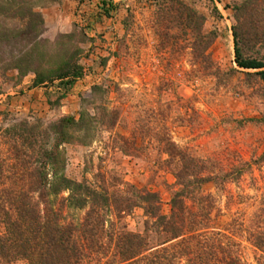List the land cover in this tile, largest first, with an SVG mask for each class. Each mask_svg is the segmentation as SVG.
<instances>
[{
    "label": "trees",
    "instance_id": "1",
    "mask_svg": "<svg viewBox=\"0 0 264 264\" xmlns=\"http://www.w3.org/2000/svg\"><path fill=\"white\" fill-rule=\"evenodd\" d=\"M198 1L201 0L144 2L153 10L151 29L157 48H170L181 55L190 50L202 69L218 77L221 71L209 50L219 37V29L207 27L208 18L199 10ZM102 5H108L105 15L109 16L113 1L104 0ZM227 7L233 11L237 67L245 70L247 80L264 84V0H233ZM2 12L8 18L19 16L28 23L27 30L1 32L0 44L16 38L29 39L32 47L38 48L41 14L25 6L4 7ZM212 12L223 18L216 5ZM64 47L57 52L62 59H55L47 68L34 60L32 48L20 59L0 64V69H15L22 76L34 74L33 87L60 81L68 91L84 73L83 66L75 60L77 50L67 51ZM108 94L103 85L93 87L90 99L85 100L93 112L83 109L78 118L62 117L46 127L28 120L10 129L0 127V264L19 260L29 264H246L236 240L241 236L263 254L264 262V196L251 207L252 212H237L226 226L217 228L214 220L222 211L215 197L204 193L208 184L224 189L226 183L238 181L254 167L260 169L264 153L225 172L215 160L194 156L169 135H158L159 151L168 156L165 164L178 186L169 201L168 213L163 211L164 202L158 192L139 189L117 176H102L99 185L67 176L63 146L87 145L99 126L111 130L118 125L120 111L97 104ZM152 133L156 134L149 130ZM127 142L121 145L123 151L130 152L131 148L136 152L135 142ZM65 193L68 195L62 196ZM239 198L243 202L241 195ZM234 199L231 196L229 202ZM66 207L87 208L84 221L67 223V215L63 214ZM137 208L145 217L142 232L130 231L120 222L107 223L109 213L120 219Z\"/></svg>",
    "mask_w": 264,
    "mask_h": 264
},
{
    "label": "rangeland",
    "instance_id": "2",
    "mask_svg": "<svg viewBox=\"0 0 264 264\" xmlns=\"http://www.w3.org/2000/svg\"><path fill=\"white\" fill-rule=\"evenodd\" d=\"M102 1L0 0V33L27 30L28 21L19 16L6 17L4 7L32 8L43 19L38 48L32 47L29 39L3 41L0 64H10L34 48V60L47 68L55 59H62L57 52L65 46L67 51L77 50L75 60L83 66L84 73L70 90L55 81L40 86L47 90L27 102L25 94L16 87L25 78L33 85L35 75L22 76L15 69H0L1 128L10 129L22 120L40 122L46 127L62 117L78 118L83 109L93 112L85 100L90 99L93 87L103 85L109 94L97 104L119 110L120 121L111 130L99 126L87 145L63 146L66 174L97 185L102 176H117L139 189L158 192L165 213L169 212V201L178 186L165 164L168 156L159 151V138L169 135L179 147L194 156L215 160L225 172L264 153V84L247 80L245 70L235 62L233 11L227 7L233 0L197 2L208 18L207 27L214 25L219 29V37L209 50L221 71L218 77L202 69L190 50L181 55L170 48H157L159 44L151 29L153 10L145 0H112L114 9L109 16L105 15L108 5L103 8ZM214 5L222 19L213 14ZM233 69L240 72L232 73ZM149 130L156 134H149ZM125 141L135 142L137 151L130 148L125 153L121 147ZM204 193H211L222 211L213 226L223 228L237 212H252L251 207L264 196V166L254 167L238 181L226 183L224 189L208 184ZM231 196L236 200L229 202ZM87 211L66 207L63 214L67 215V223H79ZM107 219V223L120 222L133 232L144 228L145 217L139 208L120 219L109 213ZM236 240L244 263L264 264L263 254L243 236ZM105 261L106 258L102 263ZM13 264L29 263L19 260Z\"/></svg>",
    "mask_w": 264,
    "mask_h": 264
},
{
    "label": "crops",
    "instance_id": "3",
    "mask_svg": "<svg viewBox=\"0 0 264 264\" xmlns=\"http://www.w3.org/2000/svg\"><path fill=\"white\" fill-rule=\"evenodd\" d=\"M27 79L28 78H25V80H23V82L19 86L16 87L21 90V93L25 94L23 98L26 101L27 99H29V101L35 99L36 95H38L41 92L44 93L45 92L44 90H47L42 87H33L31 80L27 81Z\"/></svg>",
    "mask_w": 264,
    "mask_h": 264
},
{
    "label": "bare ground",
    "instance_id": "4",
    "mask_svg": "<svg viewBox=\"0 0 264 264\" xmlns=\"http://www.w3.org/2000/svg\"><path fill=\"white\" fill-rule=\"evenodd\" d=\"M120 1V0H119Z\"/></svg>",
    "mask_w": 264,
    "mask_h": 264
}]
</instances>
